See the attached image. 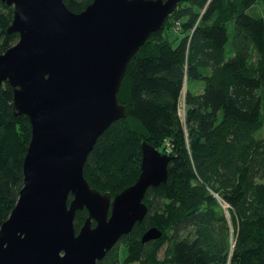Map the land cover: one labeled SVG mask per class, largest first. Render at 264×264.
I'll return each instance as SVG.
<instances>
[{
  "label": "trees",
  "instance_id": "1",
  "mask_svg": "<svg viewBox=\"0 0 264 264\" xmlns=\"http://www.w3.org/2000/svg\"><path fill=\"white\" fill-rule=\"evenodd\" d=\"M73 12L92 0H63ZM264 0H181L130 58L126 115L97 138L83 175L111 198L137 179L141 143L170 156L147 214L97 264H264ZM12 6L0 1V53ZM186 84V85H185ZM184 118L179 115L183 88ZM31 125L0 88V226L22 186ZM71 199V196L70 198ZM77 210V232L85 218ZM150 227L161 236L145 242ZM160 252H162L160 254Z\"/></svg>",
  "mask_w": 264,
  "mask_h": 264
},
{
  "label": "water",
  "instance_id": "2",
  "mask_svg": "<svg viewBox=\"0 0 264 264\" xmlns=\"http://www.w3.org/2000/svg\"><path fill=\"white\" fill-rule=\"evenodd\" d=\"M0 1L13 8L6 31L18 34L0 53V88L11 86L15 114L31 125L22 186L0 226V264H97L145 217V193L166 181L170 156L142 142L137 179L113 198L89 186L84 162L126 115L117 91L128 61L181 0H92L80 12L63 0ZM160 236L150 227L141 241Z\"/></svg>",
  "mask_w": 264,
  "mask_h": 264
},
{
  "label": "rangeland",
  "instance_id": "3",
  "mask_svg": "<svg viewBox=\"0 0 264 264\" xmlns=\"http://www.w3.org/2000/svg\"><path fill=\"white\" fill-rule=\"evenodd\" d=\"M258 11L259 13L264 16V10H263V7L259 4L258 6ZM186 85V84H185ZM185 87L183 88L182 92H181V95H180V99H179V115L181 117V119L183 120L184 118V93H185ZM162 252H160L161 254ZM131 264H137V263H131Z\"/></svg>",
  "mask_w": 264,
  "mask_h": 264
}]
</instances>
